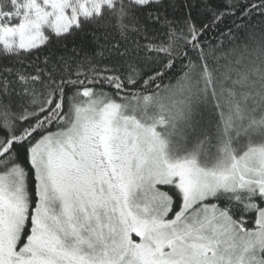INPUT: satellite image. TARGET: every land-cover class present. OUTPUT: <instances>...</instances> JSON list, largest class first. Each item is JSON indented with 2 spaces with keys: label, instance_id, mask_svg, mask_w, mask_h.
Wrapping results in <instances>:
<instances>
[{
  "label": "snow or ice",
  "instance_id": "snow-or-ice-1",
  "mask_svg": "<svg viewBox=\"0 0 264 264\" xmlns=\"http://www.w3.org/2000/svg\"><path fill=\"white\" fill-rule=\"evenodd\" d=\"M0 264H264V0H0Z\"/></svg>",
  "mask_w": 264,
  "mask_h": 264
},
{
  "label": "trees",
  "instance_id": "trees-1",
  "mask_svg": "<svg viewBox=\"0 0 264 264\" xmlns=\"http://www.w3.org/2000/svg\"><path fill=\"white\" fill-rule=\"evenodd\" d=\"M35 55H38V54H34V57H35ZM34 57H33V58H34Z\"/></svg>",
  "mask_w": 264,
  "mask_h": 264
}]
</instances>
